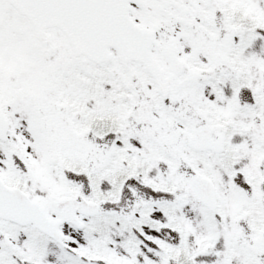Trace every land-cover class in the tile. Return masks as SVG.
Listing matches in <instances>:
<instances>
[{"label": "snow or ice", "instance_id": "6c2138e0", "mask_svg": "<svg viewBox=\"0 0 264 264\" xmlns=\"http://www.w3.org/2000/svg\"><path fill=\"white\" fill-rule=\"evenodd\" d=\"M0 264H264V0H0Z\"/></svg>", "mask_w": 264, "mask_h": 264}]
</instances>
